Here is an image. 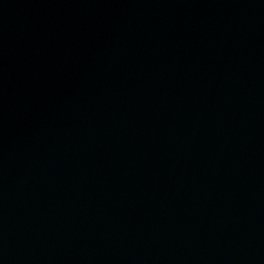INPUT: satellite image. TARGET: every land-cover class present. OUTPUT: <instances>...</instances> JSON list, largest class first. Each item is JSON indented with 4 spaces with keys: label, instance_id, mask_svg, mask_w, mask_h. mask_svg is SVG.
Masks as SVG:
<instances>
[{
    "label": "water",
    "instance_id": "1",
    "mask_svg": "<svg viewBox=\"0 0 264 264\" xmlns=\"http://www.w3.org/2000/svg\"><path fill=\"white\" fill-rule=\"evenodd\" d=\"M0 264H264V0H0Z\"/></svg>",
    "mask_w": 264,
    "mask_h": 264
}]
</instances>
